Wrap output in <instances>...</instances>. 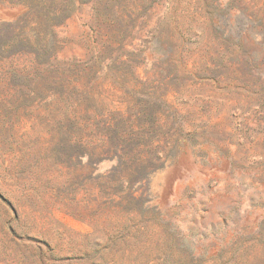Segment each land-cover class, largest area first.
<instances>
[{
  "label": "rangeland",
  "instance_id": "374dc122",
  "mask_svg": "<svg viewBox=\"0 0 264 264\" xmlns=\"http://www.w3.org/2000/svg\"><path fill=\"white\" fill-rule=\"evenodd\" d=\"M0 264H264V0H0Z\"/></svg>",
  "mask_w": 264,
  "mask_h": 264
},
{
  "label": "trees",
  "instance_id": "16d2710c",
  "mask_svg": "<svg viewBox=\"0 0 264 264\" xmlns=\"http://www.w3.org/2000/svg\"><path fill=\"white\" fill-rule=\"evenodd\" d=\"M89 98H92V95L90 94L89 91H86V98L85 99L88 100ZM105 129H106V131L108 130L110 133H111V131H115L114 128H110L109 126L105 127ZM103 139L104 138H102V142H103V145L107 148V152H112L115 155L117 154V156H119L118 154H119L120 149L118 146L120 145V143H118L116 145L112 140H109V139L103 140ZM121 142H123V141H121ZM125 142L126 141H124V143Z\"/></svg>",
  "mask_w": 264,
  "mask_h": 264
}]
</instances>
